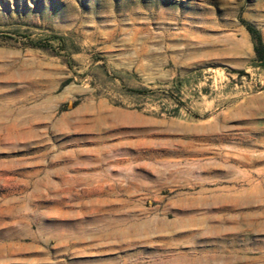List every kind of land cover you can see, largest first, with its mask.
<instances>
[{
	"label": "rangeland",
	"instance_id": "374dc122",
	"mask_svg": "<svg viewBox=\"0 0 264 264\" xmlns=\"http://www.w3.org/2000/svg\"><path fill=\"white\" fill-rule=\"evenodd\" d=\"M264 0H0V264H264Z\"/></svg>",
	"mask_w": 264,
	"mask_h": 264
},
{
	"label": "trees",
	"instance_id": "16d2710c",
	"mask_svg": "<svg viewBox=\"0 0 264 264\" xmlns=\"http://www.w3.org/2000/svg\"><path fill=\"white\" fill-rule=\"evenodd\" d=\"M245 30L251 37L255 59L261 62V64H263L264 63V46L262 44L259 33L249 25H245Z\"/></svg>",
	"mask_w": 264,
	"mask_h": 264
}]
</instances>
